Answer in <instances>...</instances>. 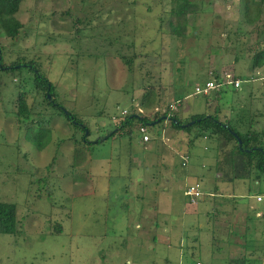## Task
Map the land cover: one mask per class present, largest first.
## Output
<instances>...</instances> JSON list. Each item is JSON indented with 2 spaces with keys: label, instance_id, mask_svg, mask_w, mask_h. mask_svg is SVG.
Instances as JSON below:
<instances>
[{
  "label": "rangeland",
  "instance_id": "1",
  "mask_svg": "<svg viewBox=\"0 0 264 264\" xmlns=\"http://www.w3.org/2000/svg\"><path fill=\"white\" fill-rule=\"evenodd\" d=\"M192 1L199 12L177 37L168 23H176L169 16L172 0H22L15 17L23 29L15 41L0 39L5 63L20 56L35 61L56 87L64 114L82 121L92 144L82 143L87 133L49 106L36 116L48 124H35L30 141L12 112L16 80L0 73V203L17 207L16 233L0 235V264H244L239 255L245 264H264V219L253 213L255 221L247 220L259 205L256 210L264 212L253 197L264 186L252 180L216 183V150L209 143H191L193 132L163 124L155 128L160 139L150 128L151 141L143 145L136 122L125 129L130 134L96 143L117 129L122 112L137 111L145 85L157 87L159 99L141 115L177 101L181 122L197 113L218 114L236 128L250 110L251 131L256 110H264L258 106L264 97L254 99L263 93L264 71L257 69V76L250 68L264 49V1ZM251 29L252 35L246 33ZM133 54L129 68L120 55ZM226 74L250 82L243 81L240 92L223 88L215 103V91L195 93V86L218 82L215 76L225 80ZM30 76L25 68L15 76L24 90L32 87L24 80ZM33 99L28 95L29 104ZM45 138V148L38 149ZM192 186L200 203L183 196ZM213 186L219 195L240 198L236 210L229 198H217L212 208ZM207 213L215 216L208 219ZM192 252L200 257L188 258Z\"/></svg>",
  "mask_w": 264,
  "mask_h": 264
},
{
  "label": "trees",
  "instance_id": "2",
  "mask_svg": "<svg viewBox=\"0 0 264 264\" xmlns=\"http://www.w3.org/2000/svg\"><path fill=\"white\" fill-rule=\"evenodd\" d=\"M264 1V0H262ZM22 0H0V39L2 36L10 38L12 41H15L20 33V31L23 29V25L16 19L15 15L18 13L20 6H21ZM171 4H173L172 8L169 10V16L176 18L175 24L169 21V27L170 32L174 34L175 36H184L186 26H187V18L189 16H192L194 14H197L199 12V9L197 7V3L192 0H172ZM106 13V12H105ZM100 14V13H99ZM98 14V15H99ZM261 14V13H260ZM259 16L257 17V20L259 21ZM110 15V13H109ZM109 15L107 17H109ZM257 21V22H258ZM256 20L254 21V23ZM79 23V22H77ZM252 23V24H254ZM107 21L103 22V26L107 28L109 25ZM251 24V23H250ZM100 28L101 25L99 24ZM238 28H241L239 26ZM249 33L252 35L255 32V29H251L249 31H246V33ZM27 34V33H26ZM258 34V32H257ZM108 43V40H107ZM110 44V42L108 43ZM20 56V55H19ZM121 60L131 67L135 55L132 56H121ZM235 60L238 61V59L235 57ZM264 67V49H261L256 52V54L252 57L250 68L251 70L261 69ZM27 70L29 74H32L28 79H24L25 83L28 84V81L32 82V87L30 91L24 90L23 87H20L18 84L20 83L15 76L18 75L19 71L21 69ZM0 73L1 74H12V83L13 80H16L14 83L16 84V88L14 87L15 93L13 94V100L12 105L13 107H16V112H12L13 115L16 117L17 122L24 127V131L27 132V135L30 136L29 140H32V135L30 133L34 129V125H38L39 127L44 128L47 119H37L39 117L37 115L38 112H46L47 106L54 108L58 112H61L67 120L70 121L76 128H81L84 133H87L86 136L82 138V143L85 144H92L88 141L89 136V130L88 128L82 123V121L78 120L75 115L72 113H65L62 110L61 104L58 103L56 99V87L51 84L47 78V76L43 73H41L38 69V66H36L35 61L29 60L27 62H24V57L20 56L17 60L11 63H5L4 57H3V49L0 45ZM229 75V74H228ZM232 81H240V84L244 82L248 83L250 80H242L241 76H235L230 75ZM218 82H215V80H208L207 82H215L217 85H219L220 82H223L224 79L221 76H215ZM206 82V83H207ZM206 83L203 87L195 86V93L196 94H202L203 96H209L208 94H203L202 92L198 93L196 91V88L204 89L206 86ZM4 86V83L0 80V88ZM26 86V85H25ZM144 92L136 105H138L137 111H133L130 115L127 116V114L121 115V119L119 118L117 129L113 131L112 133H107V136L105 139H103V136L99 137L97 139L96 143H101L106 139H109L114 136H123L124 134H130L129 131H125L127 127H130L134 122L137 123V130L139 131V128L142 126L146 129V133L142 134V143L145 145L146 143L150 142L151 139L147 134L148 129L152 128L155 130L157 138L156 141L160 139V132L161 130L155 129L159 125L163 127L164 120L163 118H168L167 126H169L171 129L175 131H181L186 135H190L191 132H193V139H191V143L193 140L197 139H203L207 143H209L210 147L215 149V163H214V171L212 179L216 183H233L237 180L245 181V180H252L253 183H259L262 182L264 186V144L263 141L260 140L257 137V134L253 135V132L248 131L246 129V126L249 125L250 119H251V112L243 111L241 114L242 117H245L244 120L240 118L237 120L236 128L231 126L230 124L225 122H221L219 120L218 114L209 115L206 116L205 114H194L191 115L188 121L181 122L177 115L175 114L177 111L178 103L171 102L166 105V108L162 111H160L159 108H156L154 110V113L151 115H141L143 112L141 109L149 110L155 103V101H158V95L155 93V89L157 87L152 88L148 87L149 85H145ZM18 87V88H17ZM225 87H231L235 91H237L233 85H226ZM223 88H217V90L213 89L212 91L216 92V98L212 97V101L214 103L216 102V99L218 97V94L223 92ZM34 96L33 99V105L29 104L27 101L28 95L32 94ZM0 92V96H1ZM49 96V98H48ZM211 102V101H210ZM176 106V110L173 111L170 109L171 105ZM134 108V107H132ZM217 109V108H216ZM218 110H216L217 113ZM37 116V117H36ZM34 118V119H33ZM36 120V121H35ZM29 123L31 125H29ZM170 124V125H169ZM183 125H187L185 127H181ZM36 127V126H35ZM240 130H246V133H241ZM88 131V132H87ZM126 132V133H125ZM140 133V132H139ZM144 135L148 136V141H143ZM49 140V137H47V142ZM238 140L241 142V145H239ZM40 145H37L38 149H43L46 146V138L43 140ZM77 143V142H76ZM209 149V146H208ZM245 150H249V152H246ZM209 151H211L209 149ZM213 152V150H212ZM207 168V167H206ZM211 168V167H208ZM209 170V169H208ZM218 187L213 186L212 188V194L216 199L212 200L213 209L215 208V202L217 201V198H229V196H225L224 194L219 195L218 194ZM44 191L46 195H50L52 193V189L49 186L48 188L44 186ZM185 190L183 191L184 194ZM254 194L258 193H264V187L262 189H257L254 191ZM184 196V195H183ZM228 200L230 203L234 205V208L239 206L240 198L236 199L235 197H231ZM200 203V201H198ZM220 205V204H218ZM237 206V207H236ZM16 205L11 203H0V235H12L16 233V226H17V210ZM211 208V210H213ZM257 208H261V205H259ZM254 209L250 213V217L247 218L249 221H255V219L251 216L255 211ZM218 212V211H217ZM213 216H215L214 213H212ZM211 213H207V218L210 219L212 217ZM255 217V216H254ZM256 218V217H255ZM264 222V221H263ZM248 230V227H245V230ZM59 230V228H57ZM196 234L199 235L202 233L201 228L195 227ZM210 234L212 236V242L216 244L218 240L215 238V232L214 230L210 229ZM214 232V233H213ZM264 234V230L262 231ZM187 239L190 237L186 236ZM214 238V241H213ZM191 241V238H190ZM194 242L198 243V240L196 238L193 239ZM248 244H251L249 242H246ZM218 244H221L219 242ZM246 246V244H245ZM189 248V247H188ZM200 248V247H199ZM250 248V247H248ZM190 250V249H187ZM199 252V249H197V252ZM252 253V251L250 252ZM253 254V253H252ZM187 255V253H186ZM195 257L194 253H190L188 258ZM196 257H200V255H196ZM195 257V258H196ZM239 258L237 261L240 263H247L246 257L239 255ZM230 259V258H228ZM241 259V261H239ZM233 259L228 260L230 263ZM196 264H200L199 261H194ZM186 264V263H185Z\"/></svg>",
  "mask_w": 264,
  "mask_h": 264
},
{
  "label": "built area",
  "instance_id": "3",
  "mask_svg": "<svg viewBox=\"0 0 264 264\" xmlns=\"http://www.w3.org/2000/svg\"><path fill=\"white\" fill-rule=\"evenodd\" d=\"M225 76H226V80L223 81V82H220L219 85H217L215 82H207L204 89L196 88V91L198 93L202 92L203 94L206 95L213 89L217 90L218 87L221 88V87L226 86V85H233L234 88H238L240 86V81H234L233 82L230 75L226 74ZM170 109L175 111L176 110L175 104L171 105ZM123 114H126V113H123ZM139 132L141 134H145L146 133V129L141 126L139 128ZM143 141H145V142L148 141V136L147 135H144ZM184 163L186 164L187 162L184 161ZM184 196L189 199V203H191V204H196L202 197V195L199 192L197 186H195V187L192 186L190 188H186L185 192H184ZM253 197H254V200H255L256 204H264V193L254 194ZM254 215L257 218H263L264 219V212L255 211Z\"/></svg>",
  "mask_w": 264,
  "mask_h": 264
},
{
  "label": "crops",
  "instance_id": "4",
  "mask_svg": "<svg viewBox=\"0 0 264 264\" xmlns=\"http://www.w3.org/2000/svg\"><path fill=\"white\" fill-rule=\"evenodd\" d=\"M259 70H263L264 71V67L259 69ZM256 73V75L258 76L257 74V69L254 71ZM253 72V73H254ZM263 75H260V78L262 79ZM211 81V80H210ZM249 83V81H248ZM241 87H242V83L240 84L239 88L236 89L237 91L240 92L241 90ZM252 89V88H251ZM253 90V89H252ZM252 90L250 91L251 95H254V93H252ZM262 91L263 93H260L257 97H254V99H256V101H260V98L264 97V84L262 86ZM264 103H262L261 105H258V106H263ZM257 112V115H254L255 116V119L254 120H251V122H254V124L252 125L251 127V132H253V135L257 134V137L262 140L263 144H264V126L263 125H260L263 121H264V110L263 111H259V110H256ZM253 114V113H252ZM164 126H167V122H164ZM149 143V142H148ZM147 144V143H146ZM192 146V145H191ZM146 148V147H145ZM148 149H150V147H148ZM213 181V180H212Z\"/></svg>",
  "mask_w": 264,
  "mask_h": 264
},
{
  "label": "water",
  "instance_id": "5",
  "mask_svg": "<svg viewBox=\"0 0 264 264\" xmlns=\"http://www.w3.org/2000/svg\"><path fill=\"white\" fill-rule=\"evenodd\" d=\"M48 98H49V96H48ZM163 120L164 121H168V118H166V117H164L163 118ZM185 126H187V125H183V126H181V127H185ZM238 142H239V145H241V142L238 140ZM246 152H249V150H245Z\"/></svg>",
  "mask_w": 264,
  "mask_h": 264
},
{
  "label": "clouds",
  "instance_id": "6",
  "mask_svg": "<svg viewBox=\"0 0 264 264\" xmlns=\"http://www.w3.org/2000/svg\"><path fill=\"white\" fill-rule=\"evenodd\" d=\"M225 80H226V79H225ZM225 80H224V81H225ZM221 88H224V86H223V87H221ZM238 88H239V87H238ZM238 88H235V89H238Z\"/></svg>",
  "mask_w": 264,
  "mask_h": 264
}]
</instances>
